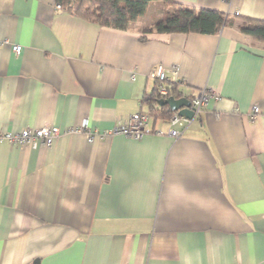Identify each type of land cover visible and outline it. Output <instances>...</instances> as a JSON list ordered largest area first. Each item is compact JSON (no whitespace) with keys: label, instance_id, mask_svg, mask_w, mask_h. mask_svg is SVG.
<instances>
[{"label":"crops","instance_id":"crops-1","mask_svg":"<svg viewBox=\"0 0 264 264\" xmlns=\"http://www.w3.org/2000/svg\"><path fill=\"white\" fill-rule=\"evenodd\" d=\"M175 1L233 24L144 34L164 2L118 30L56 0H0V133L61 131L51 147L0 144V264H264V42L240 30L264 0ZM159 66L175 98L220 99L180 138H100L149 114Z\"/></svg>","mask_w":264,"mask_h":264},{"label":"trees","instance_id":"trees-1","mask_svg":"<svg viewBox=\"0 0 264 264\" xmlns=\"http://www.w3.org/2000/svg\"><path fill=\"white\" fill-rule=\"evenodd\" d=\"M153 1L164 2L168 9L156 25L142 31L144 34L217 35L223 28L233 24V19L224 13L195 10L178 4L175 0H56L63 10L81 19L118 30H127L132 22L145 14ZM240 30L243 34L264 42V21L246 18ZM149 104V114L155 117L169 118L173 113L167 106L158 105L157 94L149 100ZM156 105L160 107L159 110Z\"/></svg>","mask_w":264,"mask_h":264},{"label":"built area","instance_id":"built-area-1","mask_svg":"<svg viewBox=\"0 0 264 264\" xmlns=\"http://www.w3.org/2000/svg\"><path fill=\"white\" fill-rule=\"evenodd\" d=\"M57 10H63L62 5H56ZM22 50L21 46H14L13 51L19 54ZM150 78L156 82V94L158 100L174 97V88L168 84L167 73L161 66L157 67L150 72ZM214 99L218 101L220 97L215 92L201 91L199 94L189 99L191 105L190 110L193 111V118L187 119L180 116L178 113H172L167 119L170 126L169 130L164 134L160 130L151 128V115L147 113H136L131 115L129 119L121 125H118L110 131H106L100 138L104 139L108 136L123 135L127 138L140 140L149 134L168 135L172 138H180L184 135L185 130L190 126L193 120L201 115L204 108L208 105L209 101ZM260 109L258 106H253L250 116L258 117ZM70 133H84L89 143H93L95 136L91 133H85L84 128H75L69 131ZM61 135V131L56 127H44L39 129L24 128L18 133H0V144L11 143L20 146H28L37 148L39 146L51 147L56 139Z\"/></svg>","mask_w":264,"mask_h":264},{"label":"water","instance_id":"water-1","mask_svg":"<svg viewBox=\"0 0 264 264\" xmlns=\"http://www.w3.org/2000/svg\"><path fill=\"white\" fill-rule=\"evenodd\" d=\"M158 105L168 106L170 111L173 113H178L180 116L185 117L187 119H192L194 114L193 111L190 110V101L187 98H175L169 97L167 99L158 100Z\"/></svg>","mask_w":264,"mask_h":264}]
</instances>
